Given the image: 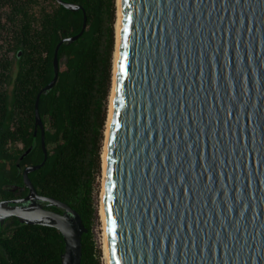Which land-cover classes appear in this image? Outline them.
I'll return each instance as SVG.
<instances>
[{"label":"water","instance_id":"water-1","mask_svg":"<svg viewBox=\"0 0 264 264\" xmlns=\"http://www.w3.org/2000/svg\"><path fill=\"white\" fill-rule=\"evenodd\" d=\"M56 1L83 24L54 48L34 102L44 157L23 169L26 196L0 200V226L54 227L62 264H80V215L28 176L47 158L40 95L86 28ZM104 211L109 264H264V0H120Z\"/></svg>","mask_w":264,"mask_h":264},{"label":"trees","instance_id":"trees-1","mask_svg":"<svg viewBox=\"0 0 264 264\" xmlns=\"http://www.w3.org/2000/svg\"><path fill=\"white\" fill-rule=\"evenodd\" d=\"M63 1L83 7L86 28L76 41L60 45L57 82L40 95L47 158L28 176L40 195L65 202L80 215L87 229L81 236L80 264H101L93 231L94 190L112 78L116 0ZM83 18L82 9L70 10L56 0H0L1 199L15 197L18 188L19 196L26 195L22 168L43 160L40 129L34 135L35 97L53 77L55 46L77 34ZM6 222L0 226V264H62L60 231L20 223L14 216Z\"/></svg>","mask_w":264,"mask_h":264},{"label":"bare ground","instance_id":"bare-ground-1","mask_svg":"<svg viewBox=\"0 0 264 264\" xmlns=\"http://www.w3.org/2000/svg\"><path fill=\"white\" fill-rule=\"evenodd\" d=\"M119 17H120V0H116V20H115V47L113 51V71H112V84L109 93V103H108V115L105 122V134H104V142L101 150V189L99 195V216L102 222L103 228V247H104V258L105 264H109V255H108V237H107V229H106V221H105V211H104V183H105V155H106V137L109 127L112 100H113V92H114V79H115V66H116V53H117V40H118V27H119Z\"/></svg>","mask_w":264,"mask_h":264},{"label":"rangeland","instance_id":"rangeland-1","mask_svg":"<svg viewBox=\"0 0 264 264\" xmlns=\"http://www.w3.org/2000/svg\"><path fill=\"white\" fill-rule=\"evenodd\" d=\"M114 47H115V45H114ZM62 64H64V58L62 60ZM111 84H112V78H111ZM110 89H111V86H110ZM108 103H109V96H108V101H107V113H108ZM104 132H105V129H104ZM104 137H103V141H102V146H103V142H104ZM101 150H102V148H101ZM100 161H101V158H100ZM100 176H101V166H100V173L96 179V186H95V190H94V200H95L96 209H97V217L94 220L93 231H94V240H95L96 246L100 250V263L105 264L104 247H103V228H102V222H101V219L99 216V195H100V189H101Z\"/></svg>","mask_w":264,"mask_h":264},{"label":"flooded vegetation","instance_id":"flooded-vegetation-1","mask_svg":"<svg viewBox=\"0 0 264 264\" xmlns=\"http://www.w3.org/2000/svg\"><path fill=\"white\" fill-rule=\"evenodd\" d=\"M23 169H24V167L22 168V174H23ZM12 189H16V186L13 185V186H12ZM21 190H22L21 188H18V191L16 192L15 197H13V198H10V199H1V198H0V200H12V199H16V198L24 197V196H26V195L28 194V193H27V194L24 195V196H19L18 194H20ZM16 195H17V196H16ZM9 218H10V217H9ZM7 219H8V218H7ZM7 219H6V220H7ZM6 220L4 221L3 225L5 224ZM6 223H7V222H6Z\"/></svg>","mask_w":264,"mask_h":264},{"label":"built area","instance_id":"built-area-1","mask_svg":"<svg viewBox=\"0 0 264 264\" xmlns=\"http://www.w3.org/2000/svg\"><path fill=\"white\" fill-rule=\"evenodd\" d=\"M19 146H21V144H18Z\"/></svg>","mask_w":264,"mask_h":264}]
</instances>
